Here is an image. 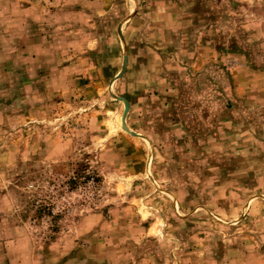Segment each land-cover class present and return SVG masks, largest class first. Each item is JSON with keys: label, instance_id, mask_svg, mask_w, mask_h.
Returning <instances> with one entry per match:
<instances>
[{"label": "rangeland", "instance_id": "1", "mask_svg": "<svg viewBox=\"0 0 264 264\" xmlns=\"http://www.w3.org/2000/svg\"><path fill=\"white\" fill-rule=\"evenodd\" d=\"M0 264H264V0H0Z\"/></svg>", "mask_w": 264, "mask_h": 264}, {"label": "trees", "instance_id": "2", "mask_svg": "<svg viewBox=\"0 0 264 264\" xmlns=\"http://www.w3.org/2000/svg\"><path fill=\"white\" fill-rule=\"evenodd\" d=\"M79 174V173H78ZM91 175H89V176H87V178H89ZM73 182H75V181H73ZM52 209L53 208H50L49 206H44V205H42L41 204V214L43 213V212H45V211H48V213H52Z\"/></svg>", "mask_w": 264, "mask_h": 264}]
</instances>
